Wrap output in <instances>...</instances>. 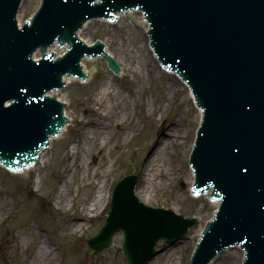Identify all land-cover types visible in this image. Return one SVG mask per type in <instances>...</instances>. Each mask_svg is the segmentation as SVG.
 <instances>
[{
    "label": "rangeland",
    "instance_id": "rangeland-1",
    "mask_svg": "<svg viewBox=\"0 0 264 264\" xmlns=\"http://www.w3.org/2000/svg\"><path fill=\"white\" fill-rule=\"evenodd\" d=\"M126 25L130 29H136L131 21H126ZM93 27L96 30L87 36L90 41L106 40L109 35L119 36L118 30H113L108 25L99 24ZM114 42L119 44L117 40ZM146 57L148 58L147 55ZM117 58L122 65L128 64L122 54ZM128 59L132 60L129 56ZM148 65L152 66L151 69L148 66L145 67L144 64L137 73H128L124 77L117 78L108 70L103 61H88L87 67L93 73L90 82L88 84L74 82L66 92V100L64 99L69 103L68 114L75 122L66 135L51 146L49 153L42 159L41 167L37 168V172L15 176L0 168V188L10 201L8 214L4 217L5 221L0 224V245L3 246L2 250L10 258L9 264H30V261H25V257L28 254V257L32 256L43 241L48 242L50 246H54L56 243L62 246L60 257L63 264H126L121 252L123 242L121 233L115 236L114 247L103 252L98 259L88 256V240L96 235L104 225L109 200L116 184L124 176L136 174L138 176L136 192L141 183L140 172L154 150L156 136L160 137L163 134L165 126L177 123H180L183 128L180 133L181 150L176 153L169 149L167 157L162 161L166 171V176L163 178L165 179V189L150 202H145L136 196L140 202L147 206L165 209L173 207L176 214L185 218L196 219L195 209L201 211L200 220L196 226L189 230L187 239L171 246H179L181 248L179 257L182 256L185 264H189L195 248V244L190 245L189 243L191 237H194L196 232L204 227L214 210V206L209 203H205L203 208L202 201L192 197L189 184L186 182L187 174L189 175L187 154L191 150L190 144L195 141L194 132L197 130L200 117L186 88L181 83L175 87V82L172 81L170 75L163 71L159 74L155 65ZM112 80L116 81V90L127 97L132 96L131 99L128 98L131 100L129 109L136 113V115L132 113L131 117L135 118L137 129L135 128L136 131L133 134L130 133L132 125L128 123V120L122 122L124 125H115V133L122 135L121 141L118 142V148L115 143H109L102 150L97 167L95 164L91 165V171L88 172L84 181L81 170H78L73 178V169L67 174L65 168L67 160L70 163L71 159L69 154L72 151L68 150V147L76 146L80 130L83 132V126H79L80 124L76 120L88 118L91 109L94 108L91 99L97 96L103 87ZM164 97H167L168 100L164 101ZM149 104H153L154 109L156 107L158 110L162 104L163 112L152 110ZM126 134L128 137L132 135L134 138H126ZM80 138L82 139V137ZM123 143L125 145L122 147ZM97 152L99 151L95 153L97 154ZM88 161H92L90 157ZM110 168L112 171L108 172L107 169ZM38 169L41 171L38 172ZM92 170L97 171L96 178ZM66 175L69 185L71 184L69 203H67L68 206H58L56 205L57 193L64 187L62 179ZM105 181L108 200L103 213L98 218L90 219L84 230L72 233L67 223L75 215L84 217L83 207H86L91 201V193L98 191L97 184ZM174 195H179L182 198L179 206H174L170 202ZM73 197L75 202L72 205ZM30 231L31 233H29ZM45 231L50 232V235L47 236ZM27 235H30L28 243L25 241ZM164 246L166 243L163 242L158 245V255L150 264L163 263V259L159 255L164 250ZM238 258H240L239 253ZM0 264H2V260ZM236 264H239V260Z\"/></svg>",
    "mask_w": 264,
    "mask_h": 264
},
{
    "label": "bare ground",
    "instance_id": "bare-ground-1",
    "mask_svg": "<svg viewBox=\"0 0 264 264\" xmlns=\"http://www.w3.org/2000/svg\"><path fill=\"white\" fill-rule=\"evenodd\" d=\"M125 13L121 14L120 20L113 24L108 25L113 30H118V37L115 35H109L106 40H103L102 43L105 45L107 53L111 54L113 59H117L118 65L121 70V76L124 77L125 75H128V73H137L139 69L145 64V67H149L151 69V65H155V67L158 68V72L162 71V68L159 64L158 59L155 57L154 52L151 49L150 40L147 37L146 32L148 31V24L144 17H142V14L136 13V12H130L129 18L131 21H133L136 25V29L132 28L130 29L126 25L127 19ZM129 20V19H128ZM106 21H98V22H91L88 23L83 30L79 32V37L82 39L83 42L86 44L94 43L93 41L88 40V35L92 33V31L96 30L93 26H97L99 24L107 25ZM86 33V34H85ZM114 40L119 41V44H115ZM132 41V42H131ZM135 45H134V43ZM139 44V45H138ZM130 46H133V48H130ZM121 54L124 56V58L128 61V64L125 66L122 65L119 62V59L117 56H121ZM148 56V58L146 57ZM131 58L130 61L128 59ZM120 58V57H119ZM147 58V59H146ZM146 59V60H145ZM149 60V61H148ZM143 61V62H142ZM83 66L86 64L85 61L82 62ZM87 73L89 74V77L91 79L92 74L89 73L88 69L85 67ZM124 73V74H123ZM175 80V77L172 75V81ZM66 87L59 91L53 93L54 96H56L59 100H64L66 92L69 90L71 85L73 84V80L71 81L68 79ZM115 80H112L108 82L106 86L103 87L101 92L95 96L92 100L93 102V109H91L90 115H88V118L84 120H76L77 123H79V126H83V132L80 130V135L78 136L79 139L76 140L77 144L76 146L68 147V150L72 149L71 155L73 156L71 165L66 164V173L70 172L71 169H73L74 174L73 178L76 175V172L78 170H81V175L83 178V181L88 176V172L91 171V165L94 166V164L98 165V162L100 161V157L102 156V150L104 147H106L109 143H115L116 147L118 148V142L121 139V134L115 133L114 126L124 123L128 120V123L132 125V130L130 133H134L137 129V122L135 118L131 117L132 113L136 115V113L130 108V101L129 99L132 98V96H126L125 94H122L120 91L116 90L115 87ZM52 90V89H50ZM129 98V99H128ZM66 100V99H65ZM168 98L164 97V101H167ZM151 106V109L153 110V104H149ZM156 109L160 113L163 112L162 104ZM130 110V114H129ZM202 115V113H201ZM159 119V118H158ZM71 122H75L73 118L70 119ZM182 123V122H181ZM71 125L66 127L62 133L61 136L57 139L52 140V144L55 142H58L61 140L66 133L68 132ZM136 128V129H135ZM163 134L156 140L154 150L152 151L151 155L143 165V168L140 172V186L138 187L136 191V195L145 202H150L153 198H156L159 196L163 190L165 189V183L163 179L166 176V171L164 169V165H162V161L167 157L169 149L174 152H179L180 149V139H181V131H183L182 125L180 123L172 124V126L169 124L165 126L163 129ZM82 137V139L80 138ZM128 137V134L125 136ZM130 138L132 135L129 136ZM128 137V138H129ZM123 140V138H122ZM121 141V140H120ZM125 145L124 143L122 144ZM53 146V145H52ZM193 146H189V148H192ZM51 149V148H50ZM96 151L97 154L95 153ZM112 151V149H111ZM47 153H49V150H45L41 153L40 157L43 158ZM95 153V154H94ZM89 157L91 158V162L88 161ZM88 158V159H87ZM161 160V161H160ZM42 159L36 167L40 168ZM40 172L41 169H38ZM64 170V171H65ZM27 170H25L26 172ZM32 171L29 170V172ZM37 171V169H36ZM59 171V167H58ZM95 178L97 177V171L92 170ZM108 172L112 171L110 168L107 169ZM41 177V175H40ZM41 180V178H40ZM187 184L191 187L194 182V175L192 172H189V175L187 174L186 178ZM90 184V183H89ZM88 184V186H90ZM64 189L61 188L57 193L56 198V205L61 206L65 205L68 206L67 203H69V195H70V187L67 178L65 177L63 180ZM98 191L92 192L91 201L89 202L86 207H83V210H85V213H83L84 217H80V215H75L71 218V220L67 223L68 227L70 228V231L72 233H77L79 231L84 230L85 224L87 223L86 217L90 218L92 215H98L105 207L106 203V181L101 182L97 184ZM79 192V190H78ZM211 196V191L208 192L206 197ZM205 198V197H202ZM72 205L75 202V198L72 199ZM171 204L174 206H179V204L182 202V198L179 195H174L172 200H170ZM10 201L3 194V191L0 188V224L5 221L4 217L8 214ZM215 205V212H217L220 202L214 203ZM173 209V207H172ZM174 210V209H173ZM175 211V210H174ZM90 212V213H89ZM201 211L199 209H195L196 213V219L200 220ZM213 213V215H214ZM86 215V216H85ZM195 216V215H194ZM202 232V229L198 230L196 232V235L194 237H191L190 245H194L197 241L200 239V233ZM31 233V231L29 232ZM27 239L25 241L28 243L30 235L26 236ZM3 246L0 245V256L2 260V264H9L10 258L7 257V255L2 250ZM179 246L177 247H171L170 245L164 246V250L160 253V257L163 259L162 264H185L182 256L179 257V253L181 250ZM238 253L240 255V258H238ZM29 255V254H28ZM28 255L25 257V261H30V264H51L53 261L59 262V253L56 248H53L48 244V242L43 241L39 245L36 252L28 257ZM157 256V253L152 257L153 259ZM245 258V253L242 252L239 248H234L226 253L219 254L214 259L210 260V264H236L237 260H239V264H242L243 260ZM33 260V262H32ZM51 262V263H50ZM212 262V263H211ZM153 264V263H151ZM209 264V263H208Z\"/></svg>",
    "mask_w": 264,
    "mask_h": 264
},
{
    "label": "water",
    "instance_id": "water-1",
    "mask_svg": "<svg viewBox=\"0 0 264 264\" xmlns=\"http://www.w3.org/2000/svg\"><path fill=\"white\" fill-rule=\"evenodd\" d=\"M187 2H195V0H186ZM222 2H225L226 4L231 1L232 3L237 2V0H219ZM244 2L247 0H243ZM164 5H167L166 3L161 1ZM213 2V0H212ZM68 3H70L69 8L73 7V4L71 0H68ZM75 3V2H74ZM155 4H158V1L155 0ZM39 0H25L22 5V9L19 15V23L23 22V17L29 18L32 13L38 9ZM72 5V6H71ZM228 7L223 6V12L226 13ZM9 7H5L4 11H9ZM74 10L71 9V12ZM259 14L256 15L260 21L257 22L256 27L257 33L264 31V4L259 7L258 10ZM106 11H95L89 13L87 16H95L97 14L103 15L106 14ZM212 14V12H209L206 14V12L203 10L199 14V19L202 21V29L207 31L205 33L207 46L200 48L201 50H207L209 53L207 54V58L212 60L213 68L212 73H210L207 77L208 80H214L217 76V72L220 74H224L228 71H232L233 69L237 68L241 60L237 57L242 56L244 57V60H246L247 67L250 70H247V72H242L241 68L238 69L239 75H242L247 79V77L251 74H254L256 78H262L264 79V51L262 50V45H264V42H253V48L256 47V50L248 52L243 50L242 44L244 42L251 41L250 40V32L246 31L244 34H233L232 28L230 29V25H224L223 31H214V32H208L207 29H209L208 25V19L209 16ZM129 16V14H128ZM256 20V18H255ZM225 23H227V19H224ZM255 23V22H254ZM242 29L246 30L245 25H240ZM215 27V23L211 26ZM263 28V29H261ZM251 32H254L253 29L250 30ZM59 33V32H58ZM58 33L56 36H51L49 40L45 41L43 44L39 45L38 48L35 47V52L37 49L41 48L40 46L50 48L51 50L49 52H56V55L62 54L65 50L61 51L58 47L55 45H59V41H55L56 38H59ZM176 33H169L168 35H174ZM61 41L62 42H71L75 41L74 39V33L73 31H69L67 34L62 35ZM176 39V37H173V39ZM81 39V38H80ZM213 40V44L211 45V41ZM240 40H243L241 42ZM175 42L177 40H173ZM102 42V41H101ZM261 43V44H259ZM78 44V43H76ZM93 43L88 44L91 46ZM103 44V43H102ZM151 44V42H150ZM104 45V44H103ZM182 45V42H181ZM34 48V47H33ZM42 51L39 49V52ZM47 52V51H46ZM79 49L76 48L75 55H78ZM110 57L111 54H106ZM213 56V57H210ZM40 55H36L35 58L39 57ZM192 57L194 59H197L198 54L194 52L192 54ZM113 58V57H112ZM117 62V59H114ZM199 61V60H198ZM200 62V61H199ZM230 64L233 65V68L231 69ZM231 69V70H230ZM262 69L263 74L262 76L255 75L253 70ZM85 72L87 73L86 69L84 68ZM226 75V74H224ZM223 75V76H224ZM5 74L3 73L0 75V81L3 82V85H8V81L5 77ZM56 86L53 82H51V86ZM37 86V88H40V90L46 88L43 84H37L33 85ZM50 87V84H48V87ZM20 88V86L18 87ZM46 88V89H47ZM52 87L51 89H53ZM239 92H235V90L230 92V96L226 99V102L220 106L223 110H220V118L221 122L224 125H228V130L226 131V134H233L235 135L234 140H231L230 135H225L226 143H229L231 147L235 148L239 152L245 154L246 156H249L252 154V151L254 149V146H260V150L263 151L264 142L261 139L262 131H260L261 127H264V98L255 96L252 100H249L247 102H242L244 98H248L251 95H257L260 92L264 91V84L261 87L257 86V83H251V82H244L239 86ZM17 90V89H16ZM12 93H15L14 90ZM6 95L1 101L7 102L9 98H11V94ZM217 94H215L216 96ZM12 97H17L12 96ZM63 101V100H61ZM10 102V101H9ZM234 102H238V108L234 106ZM33 110V109H32ZM13 116L10 118H7L5 120V125H0V149H2L5 152H8L10 155L13 156V158L17 159L18 161L22 162L21 159L30 158L33 155L34 148L42 143V141L45 140L48 133L53 131V127L55 124H58L57 119L51 118V120H45V125H40L36 120L41 121L44 120V116H38V113L41 112V110H33L34 115L31 111L25 110V108L20 105V103L13 108ZM255 114H261L263 116L262 123L260 125H256L254 122ZM35 119H34V117ZM249 144L248 146H246ZM37 153V152H36ZM263 154V153H262ZM4 156V153H2ZM0 155V160L5 162L6 157ZM257 171H260L264 173V169L260 170L259 168H255ZM259 184V180H255L252 182L249 187H256ZM234 187H236L234 185ZM134 182L127 180L121 188V200L119 207L121 209L122 218H124L128 222H140L147 218V215L143 212L144 208L137 204V199L134 198ZM255 204H262L264 203V194L262 197H258L256 200H254ZM262 201V203H261ZM220 207V206H219ZM219 209V208H218ZM260 220V226L264 228V216ZM122 220L121 222H123ZM208 221V220H207ZM263 223V224H262ZM142 230V229H141ZM203 230V229H202ZM260 235V242L262 243L264 241V231L261 229L258 231ZM110 230H107L102 237H100L97 241H93L94 249L91 251V257L97 258L101 255V253L112 246L111 244V236ZM144 239V240H143ZM155 239V233L153 232H147L143 231V234L139 236V246L133 245V252L134 256L136 258V262L139 258L142 257L144 252L147 249V246L149 243H151L152 240ZM246 248L249 249V245L246 244ZM262 251H264V245H262ZM264 254V253H263ZM261 263V262H260ZM129 264H131L129 262ZM137 264V263H136Z\"/></svg>",
    "mask_w": 264,
    "mask_h": 264
}]
</instances>
